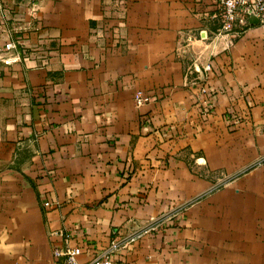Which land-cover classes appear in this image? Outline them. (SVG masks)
Listing matches in <instances>:
<instances>
[{"label":"crops","instance_id":"1","mask_svg":"<svg viewBox=\"0 0 264 264\" xmlns=\"http://www.w3.org/2000/svg\"><path fill=\"white\" fill-rule=\"evenodd\" d=\"M0 4V47L29 53L0 61V264H55L65 235L82 264L112 240L114 264H264V26L218 34L213 0Z\"/></svg>","mask_w":264,"mask_h":264},{"label":"built area","instance_id":"2","mask_svg":"<svg viewBox=\"0 0 264 264\" xmlns=\"http://www.w3.org/2000/svg\"><path fill=\"white\" fill-rule=\"evenodd\" d=\"M213 5V16L219 20V26L217 28L218 34L234 37L239 36L251 25L249 21L250 17L256 18L258 21L257 23L264 26V0H213ZM1 8L2 6L0 4V9ZM19 53H21L24 58L29 56L26 49H20L18 43L8 40L2 47H0V61L4 65H10L13 62V56L18 55ZM43 60L44 64L46 63L47 58H44ZM204 70L215 71L211 61L204 66ZM133 100L136 106H140L148 102L150 96L139 90L134 93ZM262 161H264V159L257 161L256 164H259ZM43 205L45 207H50L52 203L45 201ZM142 233H137L131 236L128 241H134L139 238ZM69 241L70 237L65 235L63 246L55 247L53 249V256L58 259L55 264H82L78 260V256L81 253L80 247L71 245ZM119 247L120 244L117 241L112 240L96 257L84 264H114L112 255L119 249Z\"/></svg>","mask_w":264,"mask_h":264},{"label":"water","instance_id":"3","mask_svg":"<svg viewBox=\"0 0 264 264\" xmlns=\"http://www.w3.org/2000/svg\"><path fill=\"white\" fill-rule=\"evenodd\" d=\"M249 21H250V23H257L258 22L257 19L254 17H250Z\"/></svg>","mask_w":264,"mask_h":264}]
</instances>
